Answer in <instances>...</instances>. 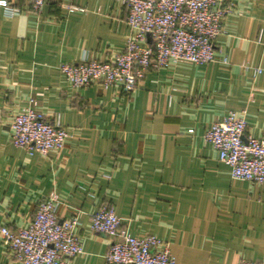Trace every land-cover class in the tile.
Here are the masks:
<instances>
[{"label": "crops", "instance_id": "crops-1", "mask_svg": "<svg viewBox=\"0 0 264 264\" xmlns=\"http://www.w3.org/2000/svg\"><path fill=\"white\" fill-rule=\"evenodd\" d=\"M223 5L230 12L215 61L150 69L129 93L75 89L59 70L84 54L107 61L123 51L129 27L119 0H45L38 9L9 0L12 16L0 6V226H26L53 197L60 220L79 211L82 253L69 264H107L112 237L89 226L105 206L121 232L167 243L176 264L264 262V184L232 178L202 142L229 111L245 110L247 132L264 137V0ZM31 100L47 120L59 116L68 133L61 149L28 154L11 143L10 123ZM0 264H17L1 237Z\"/></svg>", "mask_w": 264, "mask_h": 264}, {"label": "built area", "instance_id": "built-area-1", "mask_svg": "<svg viewBox=\"0 0 264 264\" xmlns=\"http://www.w3.org/2000/svg\"><path fill=\"white\" fill-rule=\"evenodd\" d=\"M45 0H31L38 9ZM127 9L129 35L122 52L107 61L84 54L76 62H64L59 70L75 89L92 83L102 88L119 85L129 93L150 69L168 67L171 63L206 64L216 60L214 40L222 32L223 19L230 7L223 0H119ZM6 15L17 10L9 0H0ZM78 9L70 7V10ZM227 64V59L221 58ZM253 68V76L261 73ZM35 102L14 115L10 123V141L28 154L46 155L61 149L68 133L56 115L49 121L35 109ZM246 111H229L211 122L202 135L211 144L221 162L230 167L234 179L264 184V137L247 132ZM190 132L193 129L189 130ZM79 211L60 220L53 197L40 201L32 218L15 230L0 226L2 244L17 264H69L82 253L75 234ZM120 218L110 207H101L89 215V226L95 232L112 237L105 254L107 264H176L167 243L147 234L135 237L121 232ZM239 264H264L242 259Z\"/></svg>", "mask_w": 264, "mask_h": 264}]
</instances>
